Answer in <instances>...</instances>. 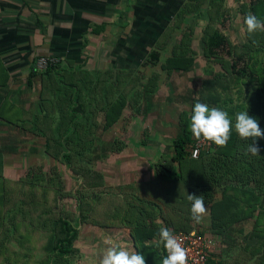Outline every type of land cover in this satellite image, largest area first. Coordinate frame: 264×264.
Listing matches in <instances>:
<instances>
[{
	"label": "trees",
	"instance_id": "16d2710c",
	"mask_svg": "<svg viewBox=\"0 0 264 264\" xmlns=\"http://www.w3.org/2000/svg\"><path fill=\"white\" fill-rule=\"evenodd\" d=\"M259 1L261 2V0H248L242 4L240 17L242 27H244L243 17L249 13L246 7L264 21V14L255 11ZM224 4L226 0H187L184 3L174 23L162 36L164 43L176 29L183 30L180 35L179 50L175 48L173 55L166 60L162 68L169 75L175 72L180 75L187 73L190 75L197 61V53L192 46L193 35L198 29V21L205 20L201 37L204 44L203 56L206 60L219 59L222 67L219 72L204 81L203 92L197 102L205 103L209 107H223L225 112L228 109L227 113L233 118V123L237 111H249L252 108L251 117L256 118L260 128L264 130V64L257 57L264 52V32L258 31L252 35L243 32V42H233L221 28L226 24L227 17L222 12ZM230 17L238 20V16L230 15ZM97 27L92 32L101 31ZM225 50L227 55L224 58L219 57V54L222 55ZM149 57L151 62H155L161 58V53L158 49H154ZM241 59H245L246 63L253 60L247 65L249 69L239 68ZM35 60L36 58L34 63ZM1 70V76L3 74L4 78L0 77V87L5 88L8 86L9 80L6 78L8 74L5 69L1 68ZM38 75L41 78L39 90L41 114H30L29 117L15 114L16 105L10 102L9 93L2 97L0 118L7 123L5 124L7 127L0 128V141H2L0 173L3 172L4 154L15 153L19 149L17 144L11 143L12 139L20 134L22 138L29 136L25 140H29L30 135L42 136L44 152L70 168L75 178H83L84 190L64 191L60 180L53 181L44 175L37 176L32 173L24 179L32 191L30 199L24 198L7 206L4 191H0V264L30 263L32 257L22 262L24 257L18 252L25 248V256L29 257L30 248L36 246L37 241L39 245L41 235L46 240L40 247L44 256L37 259L38 264H75L73 254L79 250L76 243L80 236L81 224L93 223L108 227L117 226L120 222V226H131L135 219L134 215L131 213L128 215L129 211L123 215L121 211H125L129 206L138 207L136 202L118 201L116 193L117 197H111L108 191L101 189L102 175L96 172L95 168L87 166L90 160L86 162V157L89 158L94 153L99 127L108 129L128 105L134 110L141 111L138 105L142 97L151 98L155 85L145 83L142 81L144 75L137 73L126 77L113 70L103 72L89 69L86 65H76L63 59L60 63L44 70H37L33 65L27 79L29 86L33 85V79ZM237 83L242 87L251 85L250 88L246 87L248 93L245 94L247 99L244 103L247 106L243 102L237 104L232 101L233 95L230 94V90ZM100 116L103 117V123H100ZM195 141L189 128H182V132L173 139L175 154L172 162L177 163L178 169L173 167V164L168 166L164 155L156 162L158 172L165 176L160 182L161 185L159 183L160 189L170 193L177 190L176 198L166 199L168 203L175 201L174 205L169 203L170 206L175 211L181 209L182 213L189 212L188 217L192 222L191 201L187 196L196 195L198 192V196H204L206 207H210L212 227L218 231L236 222L240 214L248 213L247 216H253L256 212L254 196L252 199L249 195L246 197L243 187L252 185L259 193L264 194V138L256 140L260 152L255 156L246 152L251 140L240 139L234 128L227 146H216L213 151L203 150L198 158L191 156ZM176 177H181L182 180L171 181ZM1 179L3 177L0 174ZM50 184L60 195L62 194V197L76 199L74 212L56 210L54 206L38 204L35 198L36 188L38 186L46 188ZM217 186L223 189L220 198L216 197ZM239 192L242 194H238ZM244 200L247 206L239 208L238 202ZM139 202L141 204L142 200L139 199ZM140 211L145 213V217H140L135 222L136 233L147 224V217L150 218L149 211ZM142 219L145 221L143 222ZM167 222L168 225L177 224L176 229L181 224L177 216L168 217ZM190 229L192 228L184 227L183 231ZM36 235L38 237L34 239ZM134 239L137 242L136 248L145 256L146 264L149 262L162 264L164 253L153 247L148 250L150 248L144 245L143 238L134 237ZM163 252H165L164 248ZM208 264H214L213 253L209 257Z\"/></svg>",
	"mask_w": 264,
	"mask_h": 264
},
{
	"label": "crops",
	"instance_id": "0c3cea01",
	"mask_svg": "<svg viewBox=\"0 0 264 264\" xmlns=\"http://www.w3.org/2000/svg\"><path fill=\"white\" fill-rule=\"evenodd\" d=\"M186 1L0 0V77L4 78L3 74L1 76V68H3L7 71L6 78L9 80L7 87H0V104L2 97L9 93L10 102L16 105L15 113L21 114L22 117L41 114L39 98L41 78L39 75L36 76L32 86L27 83L34 59L41 55H57L76 65H86L89 69L103 72L113 70L126 77L139 74V70L144 69V62L150 56V52L163 46L162 36ZM246 1L248 2V0H239V2L226 0V4L222 7L224 15L238 16V20L234 19L238 23L237 32L241 37L237 43H242L244 40L240 17L242 4ZM255 8L257 13L264 14V0L259 1ZM246 11L253 12L248 7ZM96 26L101 31L92 32ZM241 89L242 86L239 90ZM239 90L234 87L230 90V94L235 96ZM5 124L7 123L0 118V128L6 129ZM21 136L20 134L19 137ZM27 137L29 138V136L25 138ZM37 139L44 143L42 136L30 135L31 143L37 142ZM146 154L143 151L134 155L128 152L126 156L129 159L133 156L134 160L140 158L155 160L162 155L157 153L156 158H150ZM135 164V169L127 176L126 184L119 185L121 183L118 180L115 183L117 186L112 185L116 190L106 189L109 186L103 173L100 184L101 188L106 187L103 188L105 191L116 193L118 198L124 196L138 203L137 208L129 206L125 211H121L123 215L127 214V211H129L128 215L130 213L134 215L132 225L120 226L119 222L117 226L105 227L84 223L80 227L79 239L82 238L83 233L85 236L91 233L97 235L101 230L109 235L114 241L113 244L129 250L138 251L134 239L136 237L144 239V245L150 248H147L148 250L153 247L164 253L163 245L158 244L161 227L166 226L172 231H183L184 227L192 229L199 227L194 225V221L190 222L189 212L182 213L181 209L175 211L170 206V204L174 205L175 201L169 204L165 195L170 196L171 193L160 189L159 183L165 179V176L158 172L156 163L153 170L139 167L138 162ZM147 183L151 184V187ZM243 189L246 197L249 195L252 199L254 196L256 212L253 216H247L248 213L240 214L236 222L218 231L212 227L210 207H206L209 221L206 225L210 230L203 229V231L215 235L219 241L213 252L214 264H264V194L259 193L252 185L244 186ZM222 191L223 189L220 194H216L217 198L221 197ZM241 192L238 194H242ZM252 192L254 193L251 194ZM139 199L142 200L141 204ZM238 205L239 208H245L247 202L244 200L238 202ZM140 210L149 211L150 218L146 216L147 224L136 233L135 222L138 218L145 217V213ZM175 216L181 221L177 229L175 227L177 224H167V218ZM249 223L252 225L248 226Z\"/></svg>",
	"mask_w": 264,
	"mask_h": 264
},
{
	"label": "rangeland",
	"instance_id": "374dc122",
	"mask_svg": "<svg viewBox=\"0 0 264 264\" xmlns=\"http://www.w3.org/2000/svg\"><path fill=\"white\" fill-rule=\"evenodd\" d=\"M174 21L169 25L171 26ZM205 23V20H199L197 23L198 29L193 35L194 40L192 46L197 53V61L190 75H188V73L180 75L176 72L169 75L167 71L162 68L166 60L173 55L175 48L177 51L179 50L178 47L181 42L180 35L183 30L176 29L172 32L169 39L167 38L168 40L164 42L163 46L157 48L161 53V58L158 61L151 62L150 57H148L144 62V69L142 68L139 70V75H144L143 81L145 83L149 82L151 86L155 85L151 98L142 97L138 105L141 111L138 109L134 110L133 107L128 105L124 109L122 115L112 123L108 129L105 130L102 126L99 127L94 153L91 154L89 158L86 157V162L90 160V163L87 164L88 167L95 168L98 172L101 171L100 173L106 175L104 178L109 188L103 186L101 189L116 190V188H112V185L117 186L115 183L118 180L120 181L119 183H121L119 185L126 184L127 176L135 169L136 162H138L139 167H144L145 169L152 168L153 170L154 164L159 160V158H156L157 153H161V156H165V161L168 166L173 164V167L178 169L177 163L172 162L173 156L171 157L172 153L175 154L173 151V139L182 132V128H189L192 107L203 92L202 84L206 79L212 77L214 73L219 72L222 67L218 61L219 59L214 60L213 58L211 60H206L203 56L204 44L201 37ZM225 23L226 24L221 26L224 34L229 36L233 42L237 43L238 40L241 39L237 32L239 31L238 23L230 16L226 17ZM220 55L221 54H219V57L224 58L225 55H227V50L223 51L222 55ZM257 57L259 61L264 64V52L260 53ZM252 61L253 60H250L246 63L247 61L245 59H241L238 66L239 68L245 67V69H249L247 65H250L249 63H252ZM243 86L251 87L250 84ZM234 87L238 91L241 85L239 87L237 83ZM245 87H242L243 89L239 90V92L233 96L232 101H234V103L240 104L245 102L247 99L245 94L248 93ZM244 104L247 106L246 103ZM217 108L224 111L223 107ZM227 112H229L228 109ZM248 114L251 116L252 108L249 109ZM99 120L100 123H103L102 116L99 117ZM25 139L26 138L19 136L12 139L11 143L14 142V144H17L19 149L15 153L4 154L2 165L3 172L0 173L3 177V179L0 180V191H4L5 203L7 206L24 198L30 199L32 191L25 183L24 179L32 173L37 176L44 175V177L48 179L51 178L53 181L54 179L56 181L60 180L64 191L69 189L73 191L79 189L84 190V179L75 178L72 170L65 164L44 154L43 142L37 139V142L31 143L30 140ZM0 146H2V141H0ZM142 151L147 153L146 155L150 158L155 157L156 159L147 160L146 158H140L139 160H134L133 156H131L130 159L126 156L128 152L134 155ZM112 170H115V172H112ZM176 179L182 180L181 177H176L171 181H175ZM177 184L181 185V183ZM148 185L151 187V184ZM119 189H121V187H119ZM221 189L222 187L220 186L216 187L218 194L221 193ZM35 192V198L39 205L46 204L52 207L54 206L56 210L59 209L71 212L76 210V199L74 197H62V194L60 195L52 184L46 186V188L38 186ZM107 193H109L108 195L111 197L116 196L113 191H108ZM196 195L198 196V192ZM176 196L177 190L172 192L170 196L166 195V199H173L176 198ZM58 197L60 198L58 199ZM116 199L118 201H129V198L124 196ZM99 216L102 215L99 214ZM208 222L207 215H205L201 223H195L194 225H197L201 231H203V229L207 231V229L210 230L206 225ZM251 225L252 223L248 224V226ZM81 226L82 225H80V227ZM37 237L36 235L34 239ZM45 240V237L41 235L39 245L37 241L36 246L30 248L31 253L29 257L25 256V248L19 251L18 254L24 257L22 262L32 257L30 259L32 261L28 264H38L37 259L44 256L42 248L40 247L41 245L43 246ZM113 243L114 241L110 239L109 235L105 232H101V230L97 235L91 233V235L85 236L83 233L82 238L77 240L76 243V247L79 250L73 254L74 263L99 264V260L105 249L109 244ZM20 264L22 263L20 262Z\"/></svg>",
	"mask_w": 264,
	"mask_h": 264
},
{
	"label": "clouds",
	"instance_id": "9594fccd",
	"mask_svg": "<svg viewBox=\"0 0 264 264\" xmlns=\"http://www.w3.org/2000/svg\"><path fill=\"white\" fill-rule=\"evenodd\" d=\"M242 32L252 35L258 31L264 32V21L249 12L243 17ZM233 128L240 139L251 140L246 152L259 155L260 149L256 140L264 138V130L259 121L249 116L248 111H240L233 118L217 107H209L205 103L196 102L191 110L189 130L197 141H207L216 146L225 147L231 137ZM191 201V218L199 224L207 214L203 195L188 194ZM158 244H162L167 255L162 258V264H188V250L168 227L159 229ZM99 264H146L145 256L136 250H129L116 244H109L105 249Z\"/></svg>",
	"mask_w": 264,
	"mask_h": 264
},
{
	"label": "built area",
	"instance_id": "2783aa9c",
	"mask_svg": "<svg viewBox=\"0 0 264 264\" xmlns=\"http://www.w3.org/2000/svg\"><path fill=\"white\" fill-rule=\"evenodd\" d=\"M61 62L57 55H41L36 58L34 66L37 70H44L51 65ZM216 145L207 141H195L191 149L192 158H198L203 150L213 151ZM173 234L181 241L182 246L188 250V264H208L211 253L218 246V239L215 235L205 234L198 228L190 231H173ZM167 255L166 251L164 252Z\"/></svg>",
	"mask_w": 264,
	"mask_h": 264
}]
</instances>
